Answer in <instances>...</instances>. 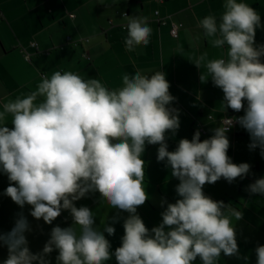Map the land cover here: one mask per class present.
Segmentation results:
<instances>
[{"label":"clouds","instance_id":"9594fccd","mask_svg":"<svg viewBox=\"0 0 264 264\" xmlns=\"http://www.w3.org/2000/svg\"><path fill=\"white\" fill-rule=\"evenodd\" d=\"M219 18L209 14L198 21L212 47L224 50L221 58H195L199 79L221 89L219 105L226 112L243 115L226 118L201 141L196 130L192 139L182 138L169 151L166 134L180 127V110L163 71L151 74L124 73L122 86L106 87L98 78H83L73 71L43 74L35 90L8 99L0 110V173L9 185L3 195L30 215L52 225L68 211L72 224L51 228L41 251L33 253L26 233L27 217L17 214L14 226L0 233V246L8 256L3 264H218L221 254L239 257L233 219L242 212L207 196L203 187L222 178L229 184L250 172L248 163H234L228 155L227 133L238 124L249 134L250 150L264 157V44L257 45L260 14L243 0H225ZM128 52L147 46L152 28L149 18L124 15ZM182 51V49H181ZM9 117L11 120L9 122ZM210 119V117H209ZM11 124L10 128L7 126ZM146 145H159L157 161L165 162L175 187L174 203L161 200L166 208L162 222L149 230L137 213L149 199L145 188ZM250 196H264V177L247 186ZM90 193L99 194L101 205L128 213L123 221L121 245L111 251L106 238L115 234L112 224L119 215L101 219L74 202ZM256 264H264V245L255 248ZM247 260V257H244Z\"/></svg>","mask_w":264,"mask_h":264},{"label":"crops","instance_id":"0c3cea01","mask_svg":"<svg viewBox=\"0 0 264 264\" xmlns=\"http://www.w3.org/2000/svg\"><path fill=\"white\" fill-rule=\"evenodd\" d=\"M225 0H0V110L8 99L35 90L43 74L51 76L55 71H73L83 78H98L110 89L122 86L124 73L141 71L151 74L160 70L170 83V93L176 97L171 107L180 110V127L173 135L167 133L168 150H175L182 138L192 139L199 124L206 133L200 139L209 138L212 129L219 126L225 115H243L231 109L219 107L223 92L211 79L201 83L200 70L191 63L203 53L207 59L221 58L222 49L212 47L198 27V21L213 14L219 18ZM261 17V27L256 30L257 45L264 44V0H243ZM158 13L156 16L155 13ZM74 15L70 17V15ZM141 15L149 18L152 28L147 46H138L128 52L124 40L127 37L124 15ZM162 18L165 23L157 21ZM172 23L181 27L178 36L170 35ZM35 42L36 47L31 43ZM22 48L29 53L26 60ZM182 49V51H181ZM264 59V58H262ZM209 117H211L209 119ZM11 117H9V122ZM10 128L12 125L9 123ZM230 140L228 155L234 163H248L249 174L229 184L223 178L214 184H206L203 191L213 200L223 201L242 212V219L233 223L236 227L239 257L221 254L218 264H256L255 248L264 245V196H250L247 186L264 177V157L260 150H250L249 134L236 125L227 133ZM159 145H146L142 158L146 161L145 188L148 201L139 206L140 215L149 230L162 222L161 200L174 203L179 197L175 191L179 181L171 177L165 162L157 161ZM9 181L0 173V233H7L14 226L17 214L23 212L31 231L25 235L33 253L42 250L49 239L51 228L68 227L72 219L68 211L53 221L52 225L36 220L30 215L31 206L21 209L9 197L3 195ZM98 193H90L74 202L77 207L87 206L95 214V226L101 231V219L111 223V217L119 215L112 224L115 234L106 238L114 252L121 245L124 235L123 221L127 212L101 205ZM57 251L49 259L56 264ZM8 256L5 246H0V264ZM247 257V260L244 259ZM105 264H116L115 257ZM194 264H201L199 258Z\"/></svg>","mask_w":264,"mask_h":264},{"label":"built area","instance_id":"2783aa9c","mask_svg":"<svg viewBox=\"0 0 264 264\" xmlns=\"http://www.w3.org/2000/svg\"><path fill=\"white\" fill-rule=\"evenodd\" d=\"M155 14H156V16L158 15L157 12H156ZM73 16H74V15H72V14L70 15V17H73ZM157 21H158L159 23H161V24H164V23H165V21H164L162 18H160V17H157ZM180 27H181V24H179V23H172V24H171L170 35H171L173 38H176V37L178 36V32H179ZM31 46H32V47H36V43H35V42L31 43ZM22 52H23V54H24L25 59H26V60H29V53H28L25 49H23V48H22ZM227 117H228V118H231V117H234V116H232V115H225V116L222 118V120H223V119H226ZM210 118H211V117H210ZM236 125H238V124H234L230 131H232ZM198 126H199V131H200L201 133H203V134L206 133L205 129H204L200 124H199ZM230 131H229V132H230Z\"/></svg>","mask_w":264,"mask_h":264}]
</instances>
